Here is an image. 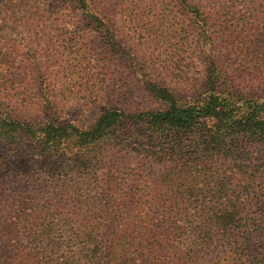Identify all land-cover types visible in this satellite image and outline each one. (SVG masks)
<instances>
[{
  "label": "trees",
  "instance_id": "obj_1",
  "mask_svg": "<svg viewBox=\"0 0 264 264\" xmlns=\"http://www.w3.org/2000/svg\"><path fill=\"white\" fill-rule=\"evenodd\" d=\"M65 2L73 8L59 18L91 28L96 60L124 55L164 108L113 107L84 128L56 117L61 90L47 77L38 117L25 118L29 90L17 79L26 77L0 59V144L14 153L27 141L34 153L66 162L58 174L0 175L2 264H264V241L249 254L264 228V96L253 88L264 79V0L119 1L124 19L168 27L167 77L189 92L200 88L186 96L120 43L115 9ZM220 39L233 57L220 53ZM117 148L129 164L139 160L136 178L98 174L100 156ZM127 212L129 225L121 222Z\"/></svg>",
  "mask_w": 264,
  "mask_h": 264
},
{
  "label": "rangeland",
  "instance_id": "obj_2",
  "mask_svg": "<svg viewBox=\"0 0 264 264\" xmlns=\"http://www.w3.org/2000/svg\"><path fill=\"white\" fill-rule=\"evenodd\" d=\"M100 1L104 8L110 9L108 12L116 10L112 25L120 43L132 51V56L139 62L150 61L151 66L160 70L161 84L176 89L182 96L199 93V86L189 92L166 75L167 62L164 59L171 53L167 45L170 33L167 26L144 21L142 17L141 21L135 22L124 19L117 9L120 0ZM71 8L72 5L65 0H0V59L13 67L16 76L23 74L26 77L27 83L18 79L17 82L29 90L28 98H24L26 105L22 116L29 119L38 117L37 90L47 77L51 85L61 90L58 96L61 105L56 117L84 128L91 127L103 111L113 107L126 111L135 106L164 108V104L158 102L146 87L140 67L124 61V55L100 63L96 60L91 49L96 45L91 28L81 23L72 25L68 19L59 18L60 10H67L70 14ZM206 11L212 13L213 9L207 5ZM243 14L246 20L255 18L252 13ZM260 26L264 27V21L261 20ZM218 42L221 54L234 56L228 41L220 39ZM253 88L264 96V79L256 81ZM5 107V100L0 97V109ZM31 148L30 142L23 141L17 152L11 153L0 144V175L9 171L58 174L66 169V162L34 153ZM99 159L101 167H96L98 174L102 171L112 181L129 172L136 178L143 169L137 159L134 165L129 164L132 158L122 148L108 149ZM128 214L132 213L127 212L121 220L127 225L134 218ZM254 234L249 254L258 252L259 244L255 243L264 241V228ZM2 257L0 264L4 260ZM132 264L161 263L146 258V262L137 259Z\"/></svg>",
  "mask_w": 264,
  "mask_h": 264
}]
</instances>
